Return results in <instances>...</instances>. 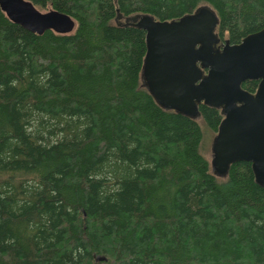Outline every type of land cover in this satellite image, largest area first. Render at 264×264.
Returning <instances> with one entry per match:
<instances>
[{"label":"trees","instance_id":"1","mask_svg":"<svg viewBox=\"0 0 264 264\" xmlns=\"http://www.w3.org/2000/svg\"><path fill=\"white\" fill-rule=\"evenodd\" d=\"M28 1L75 26L36 34L0 10V264H264V189L248 162L218 178L203 153L219 110L159 107L141 86L144 32L115 20L206 4L236 44L264 0Z\"/></svg>","mask_w":264,"mask_h":264},{"label":"water","instance_id":"2","mask_svg":"<svg viewBox=\"0 0 264 264\" xmlns=\"http://www.w3.org/2000/svg\"><path fill=\"white\" fill-rule=\"evenodd\" d=\"M0 10L36 34H67L75 26L70 16L40 11L28 0H0ZM124 24L144 32L141 86L159 107L197 119L203 104L222 115L209 147L211 173L223 178L230 164L248 162L254 182L264 189V25L236 44L220 42L217 16L206 4L172 20L142 13ZM246 80L257 81L253 92L241 87Z\"/></svg>","mask_w":264,"mask_h":264},{"label":"rangeland","instance_id":"3","mask_svg":"<svg viewBox=\"0 0 264 264\" xmlns=\"http://www.w3.org/2000/svg\"><path fill=\"white\" fill-rule=\"evenodd\" d=\"M38 10H40V9H38ZM40 11H46V10H40ZM204 134H205V136H204L203 153H204L205 157L209 160V157H210L209 147H210V142H211V138H212L213 134L210 132H205Z\"/></svg>","mask_w":264,"mask_h":264},{"label":"flooded vegetation","instance_id":"4","mask_svg":"<svg viewBox=\"0 0 264 264\" xmlns=\"http://www.w3.org/2000/svg\"><path fill=\"white\" fill-rule=\"evenodd\" d=\"M133 15H136V14H133ZM130 16H132V15H130ZM128 17V16H127ZM125 18H126V16L125 17H120V16H118V18H117V22L118 23H121V24H124V20H125ZM124 25H126V24H124Z\"/></svg>","mask_w":264,"mask_h":264}]
</instances>
